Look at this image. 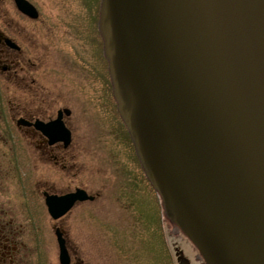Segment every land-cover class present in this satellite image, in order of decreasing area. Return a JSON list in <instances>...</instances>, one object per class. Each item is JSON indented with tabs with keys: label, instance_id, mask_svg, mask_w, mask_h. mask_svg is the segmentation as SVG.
<instances>
[{
	"label": "water",
	"instance_id": "obj_1",
	"mask_svg": "<svg viewBox=\"0 0 264 264\" xmlns=\"http://www.w3.org/2000/svg\"><path fill=\"white\" fill-rule=\"evenodd\" d=\"M100 28L166 216L205 264H264V0H102ZM81 197L56 198L53 213ZM183 254L178 264H192Z\"/></svg>",
	"mask_w": 264,
	"mask_h": 264
},
{
	"label": "rangeland",
	"instance_id": "obj_2",
	"mask_svg": "<svg viewBox=\"0 0 264 264\" xmlns=\"http://www.w3.org/2000/svg\"><path fill=\"white\" fill-rule=\"evenodd\" d=\"M31 1L40 16L24 18L23 30L28 47L38 55L39 84L56 98L55 107L73 109L68 121L74 124L70 153L76 157L66 170L56 166V186L81 185L94 196L78 202L56 222L64 226L71 251L79 253L85 264H178L174 247L189 246L194 254L184 250L183 255L192 264H205L197 248L189 245H193L190 239L165 215L124 135L126 126L116 114L107 62L103 54V59L96 57L92 40L100 37L97 17L92 28L99 0L97 7L95 0ZM7 5L14 13L10 0ZM28 150L34 152L30 146ZM21 156L31 168L27 154ZM37 166L38 170L31 169L33 175L46 172L41 162ZM161 225L168 241L162 238ZM48 240L50 264H61L50 226ZM179 241L184 246L176 244Z\"/></svg>",
	"mask_w": 264,
	"mask_h": 264
},
{
	"label": "flooded vegetation",
	"instance_id": "obj_3",
	"mask_svg": "<svg viewBox=\"0 0 264 264\" xmlns=\"http://www.w3.org/2000/svg\"><path fill=\"white\" fill-rule=\"evenodd\" d=\"M27 1L37 9L31 0ZM10 4L14 13L8 12L7 0H0V264H50L49 226L54 242L59 236L65 240L68 264H85L79 253L71 251L64 226L56 222L87 199L77 201L58 217L48 204L50 196H64L79 189L87 192L81 185L56 186V166L66 170L76 157L70 153L74 124L68 119L73 109L55 107L56 98L39 84L38 55L28 47L23 30L24 18L38 20L39 10L32 16L21 10L17 0H10ZM92 40L96 57L103 59L100 37ZM110 100L114 103L112 97ZM63 127L70 132L68 142ZM29 146L34 152L28 150ZM23 153L31 161V168L28 161L24 164ZM40 162L46 172L33 175L31 169L38 170Z\"/></svg>",
	"mask_w": 264,
	"mask_h": 264
},
{
	"label": "bare ground",
	"instance_id": "obj_4",
	"mask_svg": "<svg viewBox=\"0 0 264 264\" xmlns=\"http://www.w3.org/2000/svg\"><path fill=\"white\" fill-rule=\"evenodd\" d=\"M26 13V12H25ZM171 239H173V237H171ZM184 240V239H183ZM189 240V239H188ZM184 241H186V240H184ZM190 242H192L191 240H189ZM183 241L181 242V241H179V242H176V244H180V245H183ZM193 243V242H192ZM190 246H192V249H194L195 250V246H193V245H191V244H189ZM184 246V245H183ZM194 247V248H193ZM178 248V247H177ZM186 248L188 249V250H186ZM174 250H177V251H180V252H183L184 253V250H185V254L187 255V252H188V254L189 255H191V254H194V252H192V250H191V247H189V246H186L185 247V249L183 250V249H176L175 247H174ZM187 251V252H186ZM191 253V254H190ZM59 254H60V249H59ZM188 258V257H187ZM196 263V262H195Z\"/></svg>",
	"mask_w": 264,
	"mask_h": 264
},
{
	"label": "trees",
	"instance_id": "obj_5",
	"mask_svg": "<svg viewBox=\"0 0 264 264\" xmlns=\"http://www.w3.org/2000/svg\"><path fill=\"white\" fill-rule=\"evenodd\" d=\"M127 140H128V137L126 136Z\"/></svg>",
	"mask_w": 264,
	"mask_h": 264
}]
</instances>
